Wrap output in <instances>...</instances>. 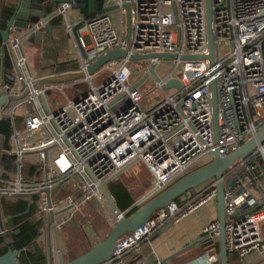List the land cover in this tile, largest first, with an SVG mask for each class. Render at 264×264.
Segmentation results:
<instances>
[{"label":"built area","instance_id":"1","mask_svg":"<svg viewBox=\"0 0 264 264\" xmlns=\"http://www.w3.org/2000/svg\"><path fill=\"white\" fill-rule=\"evenodd\" d=\"M128 1L127 40L125 12L121 7L115 13L95 14L84 20L89 45L81 38L73 40L79 59L77 69L84 73L81 81L87 85L80 95L65 97L62 107L49 112L43 110L39 95L45 96L51 87L62 91L66 84L30 87V80L40 76L28 71L19 44L58 18L72 36L76 21L66 14L72 3L52 6L43 17L19 32L14 27L9 30L21 77H17L12 67L2 76L0 90L17 93L18 81L23 78L29 92L1 108L0 120L8 121L9 132L5 137L1 135L4 153L0 155V199L23 198L34 204V216L42 221L36 242L43 248L47 264H57L58 254L64 257L59 234L79 205L92 202L102 206L105 199L98 185L113 180L123 167L137 160L143 164L153 179L149 199L181 176L208 163L212 159L211 150L225 157L264 124V0H210L214 40L211 66L204 58H176L171 60V70L159 76L155 68L162 60L149 59L145 68L134 73L127 69L128 58H121L88 75L87 67L114 48H123L128 55L208 54L205 0ZM124 2L107 0L106 4L121 6ZM179 62H183V67L176 78L181 87L164 88V83L175 78L171 74ZM152 65L158 78L150 72ZM143 76L146 78L140 82ZM97 77L101 78L95 82ZM148 79L151 85L142 92L140 87ZM78 81L71 82L73 87ZM212 81L217 98V142L212 121ZM153 93H161L162 97L154 99ZM147 97L152 101L144 106L141 101ZM21 107L22 119L16 123ZM73 178L78 180L73 193L61 197L54 193ZM221 181L228 257L243 260L252 252L263 253L264 139L227 169ZM216 185L217 180L210 179L156 210L132 236L116 244L111 264H145L144 259L138 258L142 243L168 223H179L215 200ZM50 213L58 247L49 223ZM4 231L3 227L0 235ZM218 238V220L201 228L199 241ZM218 263L219 254L212 251L203 253L194 264Z\"/></svg>","mask_w":264,"mask_h":264},{"label":"water","instance_id":"2","mask_svg":"<svg viewBox=\"0 0 264 264\" xmlns=\"http://www.w3.org/2000/svg\"><path fill=\"white\" fill-rule=\"evenodd\" d=\"M69 2L72 3V7L78 9L83 17H87L89 14H101L105 12H111L118 8H123L125 12V23H126V35L125 39H128L130 32V3L125 0L124 3L119 6L118 4L107 5V0H16L12 14L6 24L5 29H0L1 45H0V59L1 65L3 67L5 54L7 53L12 67L17 75L21 77V71L16 63V52L12 49L10 43V28L14 27L19 32L26 28L28 24L37 21L39 18L43 17L46 12L54 5ZM84 6V7H82ZM205 18H206V30H207V41H208V54L203 56H190L181 55L177 56L174 53L160 52V53H150V54H127L123 48H114L108 50L107 52L101 54L96 58L88 67L87 74L90 75L100 69L105 63L109 61H116L121 58H128V60H149V59H168L175 60L179 58L181 60L194 59V58H204L209 61L210 66L213 64L214 59V40L211 30V6L210 0H205ZM72 22V21H71ZM84 19H80L76 22L72 29V36L78 41L79 35L78 31L83 27ZM54 29H65V24L60 22L58 25H53L52 23H46L42 28L35 31L29 38H34L36 43H40L42 37V31L46 32L52 41V30ZM71 37L68 32L66 38ZM85 52H82V56L85 57ZM150 72L153 76L158 78L154 71V65L151 66ZM84 73L78 69L70 71H58L55 69L53 74L38 77L30 80V87L38 89L44 84H68L74 81L81 80ZM146 76L140 80L143 81ZM19 90L17 93H3L0 90V115L2 114L1 108L5 103L17 101L25 97L29 92V86L27 82L20 78ZM164 88H170L176 86L181 87L180 82L177 78H171L166 83L163 84ZM40 103L45 112H49L45 96L43 94L39 95ZM211 104H212V121H213V132L214 139L218 140V124H217V98L215 84L211 82ZM24 108L21 107L17 111L16 123H19L22 119ZM264 139V124L255 133V135L242 143L238 148L227 154L225 157H220L217 150H211L212 159L202 166H199L187 174L181 176L173 183L159 191L157 194L145 201L137 210L132 212L130 215H126L127 211H120L117 209L112 197L106 190V182L100 183L98 189L102 193L104 199L108 203L111 210L116 216L115 223L109 228L107 235L96 242L94 245L90 246L86 251L78 254L77 256L65 260L60 254L56 257L57 264H111V258L113 255L114 248L120 241L132 236L133 232L142 226L143 223L148 221L151 215L158 209L170 204L175 201L180 196L184 195L188 191L200 186L201 184L207 182L210 179L217 180V193H216V208H217V220L219 222V238H218V254H219V264H228V253L225 246V232H224V212H223V183L221 177L223 173L235 164L239 159L244 158L255 147L261 143ZM2 136L0 134V155L4 153L1 148ZM44 150V149H43ZM45 151V150H44ZM131 164V163H130ZM126 167V166H125ZM125 167H123L119 172H121ZM118 172V173H119ZM117 173V174H118ZM116 174V175H117ZM29 206L24 212L27 213ZM49 223L52 226L55 246L58 247V237L57 232L53 223V214L49 215ZM0 230H3V220L0 212ZM199 241L191 243L190 245L197 243ZM5 244L8 245L6 252L0 255V264H20L18 261V256L22 250H17L15 247L7 240Z\"/></svg>","mask_w":264,"mask_h":264},{"label":"crops","instance_id":"3","mask_svg":"<svg viewBox=\"0 0 264 264\" xmlns=\"http://www.w3.org/2000/svg\"><path fill=\"white\" fill-rule=\"evenodd\" d=\"M15 1L16 0H14V2ZM72 8L73 9L72 11L70 10L71 12L69 14L66 13L70 20L78 22L80 19H86V17H83V14L78 9L74 7ZM60 22H62V19L58 18L51 23L53 25H58ZM67 33L68 31L66 28L64 30L54 29L52 30L51 41L46 32L42 31L40 43H36L34 41V38L29 37L23 39L20 42L19 51L20 54L25 58V62H27L32 69L30 73L37 74L41 70L46 71L50 65H53L55 69L58 68V71H70L78 68L79 59L74 47V37L71 36L69 38H66ZM84 34H86V32L82 27L78 31V35L83 42ZM5 57L8 58L11 63V60L7 53L5 54ZM38 62H40V64ZM42 62L51 63H48L47 67H42L40 66L42 65ZM11 69L5 71L0 63V85L2 76L5 73H9ZM129 165H127L124 169H126ZM120 175H122V172L117 177H119ZM109 210L111 211L110 207ZM104 215H106L105 209ZM76 218L77 212L74 214L72 220L65 224L59 234V242L63 251L64 258H66L67 255L66 248H68L69 250V258H73L78 254L86 251L90 246L94 245L96 242L103 239L107 235H101V231L105 230V227L102 229L100 227L92 229L91 226V229L89 228L88 230H86L85 228H83L81 219L75 221ZM215 219L217 220L216 200H212L198 209L195 213L183 219L181 222L175 224L168 223L161 230L155 233L149 240L144 241L141 245L138 258L144 259L145 264H157L158 262H160L161 264H194L195 260L203 253L201 254L200 252L198 242L192 245L190 244L199 239L201 228L208 222ZM71 222H74L72 226H75L76 229H78L77 227L80 228L78 230H80V233L84 237V240L78 243H73V240L69 238V240L67 241L68 236L66 239L65 231L67 230L68 224ZM77 224L78 226H76ZM111 226L112 225L108 227V231ZM189 242L191 243L188 244ZM196 250L197 253H195ZM131 262L132 260H130V263ZM230 264H264V252H252L243 260L232 256Z\"/></svg>","mask_w":264,"mask_h":264},{"label":"rangeland","instance_id":"4","mask_svg":"<svg viewBox=\"0 0 264 264\" xmlns=\"http://www.w3.org/2000/svg\"><path fill=\"white\" fill-rule=\"evenodd\" d=\"M72 9L73 8L70 7L67 13L69 14L72 11ZM112 13H115V10H113ZM83 40L85 45L88 46L89 38L86 34L83 35ZM223 47L226 48L227 45H224ZM148 61L149 60H129V63L127 64V69L129 70L132 69L134 73H137V71H141L143 68H145V66L149 63ZM38 63L40 64V62ZM48 63L51 62H42V65L40 66L47 67ZM172 66L173 63L171 62V60L162 59V63L157 65L155 70L159 76H163L164 74H166L168 71L171 70ZM182 67H183V62H179L176 68L174 69V71L172 72L171 77H175V78L178 77L182 70ZM27 68L28 71L31 72L32 69L28 65V63H27ZM54 69L55 67L53 65H50L46 71L41 70L36 75L40 77L47 76L53 74ZM100 78L101 77H97L95 78L94 81L96 82ZM76 85H77L76 87H73L72 83H68L66 84V86L63 87L62 91L54 87H51V89L48 92H46L45 95L46 98L45 100L47 101L49 109L56 110L62 107L65 103V97L75 98L77 95H80L83 92L84 87L87 84L85 81L80 80ZM150 85H151V81L148 79L147 82H145V84L140 87V90L142 92H146L150 87ZM151 95H154V99H160L162 97L161 93H153ZM151 99H152L151 97L144 98L141 101V104L145 106L147 103H150L152 101ZM124 102H127V100L125 99ZM55 153L56 150L53 151V155ZM121 172L122 175L117 177ZM121 172H119L114 179L121 181L127 187L131 195L135 199V204L140 206L142 203H144V201L142 200L144 197L148 199V194L153 184V179L150 173L147 171V169L143 166V164L139 160L133 162L131 165H129L126 169H123ZM77 183L78 180L76 178H73L67 181L64 185H62L61 189L57 188L56 190H54L55 192L54 191L53 192L55 194L57 193L59 197L73 193V191L76 190ZM102 202L103 204L100 202L102 206L100 204L99 205L101 206V208H104L106 210V215H104V210H102L100 206L96 203H92V202L81 203L78 207L79 210L77 211V218L75 219V221L81 219L83 228H85L86 230H88L89 228L91 229V226L92 229H96L99 227L102 229L105 227V230L101 231V235L104 234L106 235L108 232V227L115 223L116 216L114 213L112 214L110 212L109 205L107 204V202H105V200ZM74 222L68 224L66 230L67 232L65 231V238L67 239L68 236L67 241L70 238L71 240H73V243H78L84 240V237L80 233V230H78L80 229L79 227H77L78 229H76L75 226H72ZM76 226H78V224ZM190 243L191 242H189L188 244ZM66 250H67V255L65 260H68L70 259L68 256L69 250L68 248H66ZM195 253H197V250L195 251Z\"/></svg>","mask_w":264,"mask_h":264},{"label":"trees","instance_id":"5","mask_svg":"<svg viewBox=\"0 0 264 264\" xmlns=\"http://www.w3.org/2000/svg\"><path fill=\"white\" fill-rule=\"evenodd\" d=\"M14 3V0H0V29H5L12 14ZM92 16L94 14L88 15L86 19ZM11 65L9 59L5 57L4 70L8 71V69H11ZM8 132V121L6 119L0 120V134L5 137L8 135ZM58 189H61V187ZM106 190L112 197L118 210L122 212L128 210L126 215H130L143 204L140 206L136 205L130 191L119 180H110L106 184ZM28 206L29 210L24 214ZM0 212L5 229L4 234L0 235V255L5 253L8 248V245L5 244V240H7L15 249L22 250L18 256L20 264H47L44 250L36 242L38 227L42 221L34 216V204H30L28 200L23 198H17L13 201L0 199ZM110 212L114 213L112 210ZM198 244L201 254L212 251L218 252V240L198 241ZM231 259L232 256H229L228 264H230Z\"/></svg>","mask_w":264,"mask_h":264},{"label":"bare ground","instance_id":"6","mask_svg":"<svg viewBox=\"0 0 264 264\" xmlns=\"http://www.w3.org/2000/svg\"><path fill=\"white\" fill-rule=\"evenodd\" d=\"M84 76H85V75H83V77H82V78H84Z\"/></svg>","mask_w":264,"mask_h":264}]
</instances>
